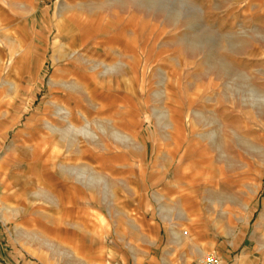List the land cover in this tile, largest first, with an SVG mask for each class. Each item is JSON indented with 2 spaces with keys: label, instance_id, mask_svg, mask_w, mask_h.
Here are the masks:
<instances>
[{
  "label": "rangeland",
  "instance_id": "obj_1",
  "mask_svg": "<svg viewBox=\"0 0 264 264\" xmlns=\"http://www.w3.org/2000/svg\"><path fill=\"white\" fill-rule=\"evenodd\" d=\"M0 203V264H264V0H0Z\"/></svg>",
  "mask_w": 264,
  "mask_h": 264
},
{
  "label": "built area",
  "instance_id": "obj_2",
  "mask_svg": "<svg viewBox=\"0 0 264 264\" xmlns=\"http://www.w3.org/2000/svg\"><path fill=\"white\" fill-rule=\"evenodd\" d=\"M201 264H224L223 261L215 253H206L201 258Z\"/></svg>",
  "mask_w": 264,
  "mask_h": 264
},
{
  "label": "crops",
  "instance_id": "obj_3",
  "mask_svg": "<svg viewBox=\"0 0 264 264\" xmlns=\"http://www.w3.org/2000/svg\"><path fill=\"white\" fill-rule=\"evenodd\" d=\"M0 208H2L1 203H0ZM202 254H204V252H202ZM204 255H205V254H204Z\"/></svg>",
  "mask_w": 264,
  "mask_h": 264
}]
</instances>
